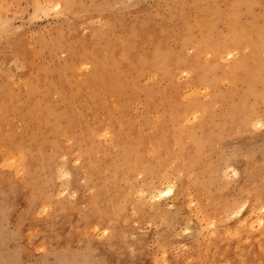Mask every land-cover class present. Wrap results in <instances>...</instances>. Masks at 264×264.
<instances>
[{
	"label": "rangeland",
	"instance_id": "obj_1",
	"mask_svg": "<svg viewBox=\"0 0 264 264\" xmlns=\"http://www.w3.org/2000/svg\"><path fill=\"white\" fill-rule=\"evenodd\" d=\"M262 13L264 0H0V264H264Z\"/></svg>",
	"mask_w": 264,
	"mask_h": 264
},
{
	"label": "bare ground",
	"instance_id": "obj_2",
	"mask_svg": "<svg viewBox=\"0 0 264 264\" xmlns=\"http://www.w3.org/2000/svg\"><path fill=\"white\" fill-rule=\"evenodd\" d=\"M188 1H190V0H188ZM210 1H211V0H210ZM246 1H247V0H246ZM198 2H199V1H198ZM202 2H203V0H202ZM225 3H227V2H225ZM208 4H209V3H208ZM195 5H196V4H195ZM195 5H194V6H195ZM212 5H213V4H212ZM216 5H217V3H216ZM189 6H190V5H189ZM192 6H193V3L191 4V7H192ZM194 6H193V7H194ZM196 6H197V5H196ZM203 6H206V5H203ZM214 6H215V5H214ZM225 6H226V5H225ZM222 7H224V6H222ZM222 7H221V8H222ZM230 7H232V6H230ZM205 8H207V7H205ZM239 8H240V5H239ZM241 8H243V7H241ZM199 9H200V7H199ZM222 9H223V8H222ZM201 10H202V9H201ZM231 10H232V9H231ZM237 10H238V9H237ZM237 10H236V11H237ZM205 11H206V10H205ZM226 11H227V10H225V12H226ZM232 11H233V10H232ZM234 11H235V10H234ZM242 11H243V9H242ZM262 11H263V10H262ZM190 12H192V10H191ZM200 12H201V11H200ZM213 12H214V11H213ZM214 13H215V12H214ZM191 14H193V13H191ZM198 14H199V13H198ZM263 14H264V13H262V15H263ZM194 15H195V13H194ZM201 15H202V14H201ZM212 15H213V14H212ZM212 15H211V16H212ZM171 16H172V15H171ZM191 16H192V15H191ZM205 16H206V15H205ZM216 16H217V15H216ZM226 16H227V15H226ZM197 17H198V15H197ZM212 17H213V16H212ZM212 17H211V18H212ZM235 17H236V16H235ZM244 17H245V16H244ZM247 17H248V16H247ZM151 18H152V17H151ZM206 18H207V17H206ZM209 18H210V17H209ZM214 18H215V17H214ZM237 18H239V17H237ZM245 18H246V17H245ZM245 18H243V19H245ZM253 18H254V17H253ZM263 18H264V17H263ZM187 19H188V18H187ZM193 19H194V18H193ZM201 19H202V18H201ZM219 19H220V17H219ZM229 19H230V18H229ZM260 19H261V18H260ZM153 20H154V18H153ZM188 20H189V19H188ZM196 20H198V19H196ZM206 20H208V19H206ZM226 20H227V19H226ZM226 20H225V21H226ZM159 21H161V20H159ZM159 21H158V22H159ZM199 21H200V20H199ZM217 21H218V20H217ZM220 21H221V20H220ZM250 21H251V20H250ZM259 21H260V20H259ZM155 22H156V24H158L157 21H155ZM181 22H182V21H181ZM212 22H214V21H211V23H212ZM227 22H228V20H227ZM227 22H226V24H227ZM251 22H254V21H251ZM153 23H154V21H153ZM192 23H193V22H192ZM215 23H216V22H215ZM261 23H262V22H261ZM148 24H149V23H148ZM154 24H155V23H154ZM207 24H208V23H207ZM209 24H210V23H209ZM212 24H213V23H212ZM244 24H246V23H244ZM258 24H260V23L258 22ZM158 25H159V24H158ZM213 25H214V24H213ZM160 26H162V25H160ZM163 26H164V25H163ZM207 26H208V25H206V27H207ZM214 26H215V25H214ZM214 26H213V27H214ZM248 26H249V25H248ZM252 26H253V24H252ZM208 27H210V25H209ZM211 27H212V26H211ZM249 27H250V26H249ZM249 27H248V28H249ZM253 27H254V26H253ZM260 27H261V25H260ZM162 28H163V27H162ZM189 28H190V27H189ZM222 28H223V27H222ZM225 28H227V27H225ZM190 29H191V28H190ZM204 29H205V28H204ZM249 29H250V28H249ZM158 30H159V29H158ZM207 30H208V29H207ZM228 30H229V29H228ZM258 30H259V29H258ZM181 31H182V30H181ZM186 31H187V30H186ZM202 31H203V29H202ZM244 31H245V30H243V32H244ZM254 31H255V30H254ZM203 33H204V31L202 32V34H203ZM205 33H206V32H205ZM104 34H106V33H104ZM197 34H198V32H197ZM200 34H201V33H200ZM242 34H243V33H242ZM116 35H117V34H116ZM122 35H124V34H122ZM159 35H160V34H159ZM168 35H169V33H168ZM120 36H121V35H120ZM186 36H187V35H186ZM223 36H224V35H223ZM230 36H232V35H230ZM233 36H234V35H233ZM151 37H152V36H151ZM159 37H160V36H159ZM163 37L165 38V36H163ZM167 37H168V36H167ZM181 37H182V36H181ZM196 37H198V36L196 35ZM201 37H203V36H201ZM213 37H214V36H213ZM215 37H216V36H215ZM225 37H227V36H225ZM247 37H248V36H247ZM249 37H250V36H249ZM260 37H262V36H260ZM98 38H99V37H98ZM100 38H101V37H100ZM104 38H105V37H104ZM115 38H117V36H115ZM168 38H169V37H168ZM258 38H259V37H258ZM130 39H131V38H130ZM150 39H151V38H150ZM165 39H166V38H165ZM207 39H208V38H207ZM215 39H216V38H215ZM232 39H233V38H232ZM232 39H230V40H232ZM106 40H107V39H106ZM131 40H132V39H131ZM136 40H137V39H136ZM148 40H149V39H148ZM180 40H181V39H180ZM211 40H212V39H211ZM217 40H219V39H217ZM230 40H229V41H230ZM250 40H251V39H250ZM98 41H101V40H98ZM98 41H97V42H98ZM121 41H123V40H121ZM197 41H198V40H197ZM200 41H201V40H200ZM202 41H203V40H202ZM221 41H222V40H219L218 42H221ZM225 41H226V40H225ZM248 41H249V40H248ZM102 42H103V41H102ZM125 42H126V41H125ZM134 42H135V40H134ZM159 42H160V41H158V44H159ZM164 42H165V41H164ZM185 42H186V41H185ZM192 42H193V41H192ZM195 42H196V41H195ZM119 43H120V42H119ZM130 43H131V42H130ZM132 43H133V42H132ZM162 43H163V41H162ZM170 43H171V42H170ZM177 43H178V42H177ZM177 43H176V44H177ZM216 43H217V42H216ZM263 43H264V42H263ZM104 44H105V43H104ZM134 44H135V43H134ZM218 44H219V43H218ZM112 45H113V44H112ZM122 45H123V43H122ZM161 45H162V44H161ZM179 45L181 46V44H179ZM204 45H205V44H204ZM250 45H251V44H250ZM95 46H96V45H95ZM133 46H135V45H133ZM206 46H207V44H206ZM222 46H223V45H222ZM244 46H245V45H244ZM251 46H253V45H251ZM96 47H97V46H96ZM124 47H125V46H124ZM154 47H155V46H154ZM161 47L163 48L164 46H160V48H161ZM171 47H172V46H171ZM195 47H196V46H195ZM247 47H248V46H247ZM112 48H113V47H112ZM131 48H132V47H131ZM133 48H134V47H133ZM172 48H173V47H172ZM203 48H204V47H203ZM224 48H225V47H224ZM224 48H223V49H224ZM252 48H253V47H252ZM96 49H97V48H96ZM96 49H95V50H96ZM110 49H111V48H110ZM115 49H116V48H115ZM189 49H190V48H189ZM192 49H193V48H192ZM196 49H197V48H196ZM198 49H199V48H198ZM223 49H222V50H223ZM246 49H247V48H246ZM253 49H254V48H253ZM135 50H136V48H135ZM187 50H188V49H187ZM204 50L206 51V47H205ZM238 50H239V49H238ZM238 50H237V52H238ZM247 50H248V49H247ZM257 50H258V49H257ZM112 51H114V50H112ZM123 51H124V50H123ZM173 51H174V48H173ZM194 51H195V50H194ZM200 51H201V50H200ZM214 51L216 52V50H214ZM253 51H254V50H253ZM152 52H153V51H152ZM178 52H179V51H178ZM183 52H184V51H183ZM197 52H198V51H197ZM202 52H203V51H202ZM209 52H210V51H209ZM209 52H205V53L208 54ZM235 52H236V51H235ZM150 53H151V51H150ZM173 53H174V52H173ZM194 53H195V52H194ZM205 53H204V54H205ZM212 53H213V52H212ZM212 53H211V54H212ZM87 54H88V53H87ZM92 54H93V53H92ZM92 54L90 53V55H92ZM117 54H118V53H117ZM121 54H122V53H121ZM147 54H148V53H147ZM160 54H161V53H160ZM171 54H172V52H171ZM191 54H192V53H191ZM222 54H223V53H222ZM234 54H235V53H234ZM237 54L240 55V53H237ZM88 55H89V54H88ZM105 55H106V54H105ZM124 55H125V54H124ZM129 55H130V54H129ZM153 55H154V54H153ZM153 55H151L152 58H153ZM174 55H175V54H174ZM214 55H215V54H213V56H214ZM226 55H227V54H225V56H226ZM250 55H251V54H250ZM93 56H94V55H92V57H93ZM102 56H103V55H102ZM110 56H111V55H110ZM164 56H165V55H164ZM164 56H163V58H165ZM172 56H173V55H172ZM175 56H176V55H175ZM179 56L181 57L182 55H179ZM209 56H210V55H209ZM262 56H263V55H262ZM83 57H85V56H83ZM158 57H159V56H158ZM177 57H178V56H177ZM185 57H186V56H185ZM221 57H222V56H221ZM250 57H251V56H250ZM250 57H249V58H250ZM86 58L88 59L87 56H86ZM106 58H107V57H106ZM108 58H109V57H108ZM143 58H145V57H143ZM172 58H173V57H172ZM204 58H205V56H204ZM206 58H209V57H206ZM210 58H211V57H210ZM233 58H234V57H233ZM241 58H242V57H241ZM92 59H93V58H92ZM94 59H95V58H94ZM109 59H110V58H109ZM159 59H160V58H159ZM221 59H222V58H221ZM235 59H236V58H235ZM263 59H264V58H263ZM83 60H85V59L83 58ZM110 60H111V59H110ZM124 60H125V59H124ZM138 60H139V59H138ZM148 60H149V59H148ZM161 60H162V58H161ZM206 60H207V59H206ZM120 61H121V59H120ZM131 61H132V59H131ZM136 61H137V60H136ZM145 61H146V59H145ZM225 61H228V60L225 59L224 62H225ZM233 61H234V60L232 59V62H233ZM251 61H252V60H251ZM263 61H264V60H263ZM95 62H97V60H95ZM109 62H111V61H109ZM115 62H117V61H115ZM132 62H133V61H132ZM138 62H139V64H140V61H138ZM138 62H137V63H138ZM154 62H155V61H153V63H154ZM157 62H158V60H157ZM162 62H163V61H162ZM173 62H175V60H174ZM173 62H172V63H173ZM177 62H178V60H177ZM177 62H176V63H177ZM187 62H188V60H187ZM190 62H191V61H190ZM205 62H206V61H205ZM205 62H204V63H205ZM228 62H229V61H228ZM228 62H227V63H228ZM236 62H237V61H236ZM238 62H239V60H238ZM254 62H255V61H254ZM135 63H136V62H135ZM135 63H134V64H135ZM146 63H147V62H146ZM153 63L151 64L152 66H154ZM155 63H156V62H155ZM168 63H169V62H168ZM252 63H253V62H252ZM255 63H256V62H255ZM92 64H94V63H92ZM109 64H110V63H109ZM115 64H116V63H115ZM121 64H123V63L121 62ZM121 64H120V66H121ZM148 64H149V63H148ZM169 64H170V63H169ZM174 64H175V63H174ZM181 64H182V62H181ZM181 64L179 63V66H181ZM189 64H190V63H189ZM71 65H72V64H71ZM111 65H112V63H111ZM125 65H126V63H125ZM141 65H142V64H141ZM145 65H146V64H145ZM171 65H172V64H171ZM171 65H170V66H171ZM201 65H202V64H201ZM126 66H127V65H126ZM143 66H144V64H143ZM147 66H148V65H147ZM179 66H178V68H179ZM183 66H184V65H183ZM230 66H231V65H230ZM232 66H233V65H232ZM237 66H238V63H237ZM72 67H73V66H72ZM91 67H92V66H91ZM99 67H101V66L99 65ZM137 67H138V66H137ZM145 67H146V66H145ZM155 67H156V66H155ZM159 67H160V66H159ZM171 67H172V66H171ZM174 67H175V66H174ZM184 67H185V66H184ZM191 67H192V65H191ZM78 68H79V67H78ZM138 68H139V67H138ZM140 68H141V67H140ZM168 68H169V67H168ZM188 68H190V67H188ZM188 68H187V69H188ZM201 68H202V67H201ZM232 68H233V67H232ZM72 69H74V68H72ZM93 69H94V68H93ZM104 69H105V68H104ZM106 69H107V68H106ZM106 69H105V72H108V71H106ZM113 69H114V68H113ZM117 69H118V68H116L115 70H117ZM120 69H121V67H120ZM158 69H159V68H158ZM158 69H157V70H158ZM171 69H172V68H171ZM226 69H227V67H226ZM226 69H225V70H226ZM234 69H235V67H234ZM78 70H79V69H78ZM99 70H100V69H99ZM101 70H102V69H101ZM101 70H100V71H101ZM108 70H110V69H108ZM115 70H114V72H115ZM123 70H124V69H123ZM152 70H153V68H152ZM160 70H161V69H160ZM189 70H191V69H189ZM154 71H155V70H154ZM191 71H193V70H191ZM255 71H256V70H255ZM257 71H258V70H257ZM79 72H80V71H79ZM79 72H78V74H79ZM97 72H98V71H97ZM101 72H102V71H101ZM110 72H111L112 74H114L111 70H110ZM136 72H137V71H136ZM136 72H135V73H136ZM148 72H149V71H148ZM194 72H195V71H194ZM196 72H197V71H196ZM203 72H204V71H203ZM258 72H259V71H258ZM62 73H63V72H62ZM80 73H81V72H80ZM98 73H99V72H98ZM108 73H109V72H108ZM108 73H106V75H107ZM115 73H116V72H115ZM187 73L190 74L189 72H187ZM216 73H218V72L216 71ZM216 73H215V74H216ZM253 73H254V72H253ZM103 74H104V73H103ZM112 74H111V75H112ZM142 74H143V73H142ZM166 74H167V73H166ZM198 74H199V73H198ZM198 74H196L197 77H198ZM256 74H257V73H256ZM60 75H61V74H60ZM71 75H72V74H71ZM91 75H92V74L90 73V77L93 78L94 75H92V76H91ZM99 75H101V74L99 73ZM109 75H110V74H109ZM111 75H110V76H111ZM137 75H139V74H137ZM144 75H145V74H144ZM144 75H143V76H144ZM159 75H160V73H159ZM184 75H185V73H184ZM199 75H200V74H199ZM216 75H217V74H216ZM87 76H88V75H87ZM104 76H105V75H104ZM107 76H108V75H107ZM110 76H109V77H110ZM112 76H113V75H112ZM112 76H111V77H112ZM119 76H120V75H119ZM140 76L142 77L141 74H140ZM140 76H138V78H139ZM187 76H188V75H187ZM194 76H195V73H194ZM64 77H65V76H64ZM111 77H110V78H111ZM189 77H190V76H189ZM204 77H205V76H204ZM210 77H211V76H210ZM210 77H209V78H210ZM221 77H222V73H221ZM114 78H119V79H120V78H123V77H122V75H121L120 77L115 76V77H113V79H114ZM142 78H143V77H142ZM185 78H186V77H185ZM237 78H238V77H237ZM237 78H236V79H237ZM81 79H83V78H81ZM86 79H88V78H86ZM95 79H96V78H94L93 81H94ZM113 79H112V80H113ZM124 79L126 80V77H125ZM124 79H123V80H124ZM178 79H179V78H178ZM221 79H222V78H221ZM241 79H242V78H241ZM248 79H250V77H249ZM248 79H247V80H248ZM47 80H48V79H47ZM88 80H89V79H88ZM88 80H87V82H88ZM101 80H102V79H101ZM103 80H104V79H103ZM107 80H109V79H107ZM107 80H106V81H107ZM112 80H111V81L109 80V81H110V82H113V81L116 80V79H114L113 81H112ZM120 80H121V79H120ZM125 80H124V81H125ZM198 80L200 81V79H198ZM216 80H217V78H216ZM222 80H223V79H222ZM70 81H71V80H70ZM70 81H69V82H70ZM91 81H92V79L89 80V83H91ZM96 81H97V80H96ZM109 81H108V82H109ZM132 81H133V79H132ZM226 81L229 82L228 80H226ZM245 81H246V80H245ZM250 81H251V80H250ZM64 82H65V81H64ZM83 82H84V80H83ZM85 82H86V81H85ZM85 82H84V85H85ZM101 82H102V81H101ZM117 82L119 83L120 81H117ZM134 82H136V80H135ZM134 82H133V83H134ZM171 82H172V81H171ZM179 82H181V81H179ZM253 82H254V81H253ZM253 82H252V84H253ZM255 82H256V81H255ZM35 83H36V82H35ZM50 83H51V82H50ZM76 83H77V81H76ZM76 83H75V84H76ZM79 83H80V81H79ZM93 83H94V82H93ZM133 83H132V84H133ZM198 83H199V82H198ZM211 83H212V82H211ZM215 83H216V81H215ZM56 84H58V83H56ZM101 84H102V83H101ZM218 84H219V83H218ZM50 85H51V84H50ZM111 85H112V84H111ZM113 85H114V84H113ZM113 85H112V86H113ZM121 85H124V84H121ZM141 85H143V84H141ZM168 85H169V83H168ZM199 85H200V83H199ZM230 85H231V84H230ZM241 85H243V84H241ZM250 85H251V84H250ZM253 85H254V84H253ZM39 86H40V85H39ZM65 86H66V85H65ZM75 86H76V85H75ZM80 86H82V85H80ZM87 86H88V84H87ZM201 86H202V85H201ZM213 86H214V85H213ZM216 86H217V85H216ZM245 86H246V85L244 84V87H245ZM247 86H248V85H247ZM254 86H255V85H254ZM40 87H41V86H40ZM44 87H46V86H44ZM69 87H70V86H69ZM91 87H92V86H91ZM101 87H103V86H101ZM101 87H100V88H101ZM217 87H218V86H217ZM241 87H242V86H241ZM0 88H2V87H0ZM7 88H8V87H6V89H7ZM11 88H12V87H11ZM35 88H36V86H35ZM92 88H93V87H92ZM112 88H113V87H112ZM118 88H119V87H117V89H118ZM207 88H209V87H207ZM229 88H230V87H229ZM231 88H233V87L231 86ZM242 88H243V87H242ZM257 88H258V87H257ZM27 89H28V88H27ZM67 89H68V88H67ZM69 89H70V88H69ZM93 89L96 90L95 87H94ZM102 89H104V88H102ZM196 89H197V88H196ZM200 89H201V88H200ZM209 89H210V88H209ZM8 90H9V89H8ZM65 90H66V89H65ZM65 90L63 89V91H65ZM107 90H108V89H107ZM115 90H116V88H115ZM115 90H114V91H115ZM201 90H202V89H201ZM232 90H234V89H232ZM236 90H238V89L236 88ZM58 91H60V90L58 89ZM58 91H57V92H58ZM79 91H80V90H79ZM99 91H100V90H99ZM177 91H178V90H177ZM179 91H180V90H179ZM191 91H192V90H191ZM213 91H214V90H213ZM215 91H216V90H215ZM239 91H240V89H239ZM258 91H259V90H258ZM6 92H7V91H6ZM54 92H56V91H54ZM54 92H53V93H54ZM66 92L68 93V91H66ZM66 92H65V93H66ZM100 92H101V91H100ZM110 92H111V91H110ZM116 92H117V90H116ZM203 92H204V91H203ZM203 92H202V93H203ZM219 92H220V91H218V93H216V94H219ZM261 92H264V90L262 89ZM261 92H260V93H261ZM58 93H60V92H58ZM58 93H56V94H58ZM75 93H76V92H75ZM79 93H80V92H79ZM79 93H78V95H81L83 92L80 93V94H79ZM95 93L97 94V92H95ZM189 93H190V91H189ZM198 93H199V91H198ZM207 93L209 94L210 92H207ZM220 93H221V92H220ZM224 93H226V91H225ZM232 93H233V92H231V94H232ZM235 93H236V91L234 92V94H235ZM54 94H55V93H54ZM90 94H91V91H90ZM109 94H110V93H109ZM115 94H116V93H115ZM172 94H173V93H172ZM172 94H171V95H172ZM184 94H185V93H184ZM193 94H194V93H193ZM200 94H201V92H200ZM205 94H206V93H205ZM205 94H204V95H205ZM214 94H215V93H214ZM216 94H215V96H216ZM222 94H223V93H222ZM228 94H229V93H228ZM236 94H237V93H236ZM243 94H244V91H243ZM243 94H242V95H243ZM6 95H7V94H6ZM52 95H53V94H52ZM67 95H69V94H67ZM75 95H76V94H75ZM75 95H74V96H75ZM88 95H89V94H88ZM116 95H118V94H116ZM220 95H221V94H220ZM242 95H241V97H242ZM245 95H246V94H245ZM247 95H248V94H247ZM254 95H255V94H254ZM254 95H253V96H254ZM3 96H5V95H3ZM76 96H77V95H76ZM76 96H75V97H76ZM90 96H91V95H90ZM94 96H96V95H94ZM112 96H114V95H112ZM124 96H125V94H124ZM181 96H182V95H181ZM181 96H180V97H181ZM188 96H189V94H188ZM191 96H192V95H191ZM194 96H196V94H195ZM208 96H209V95H208ZM221 96H222V95H221ZM223 96H225V95H223ZM230 96L232 97L233 94L230 95ZM235 96H236V95H235ZM7 97H8V95H7ZM37 97H38V96H37ZM58 97H59V96H58ZM71 97H72V96H71ZM75 97H73V98L75 99ZM80 97H81V96H80ZM80 97H78V98H80ZM87 97H88V96H87ZM91 97H92V96H91ZM91 97H90V98H91ZM186 97H187V96H186ZM197 97L200 98L199 95H197ZM228 97H229V96H228ZM247 97H248V96H247ZM8 98H9V97H8ZM8 98H6V99H8ZM12 98H14V96H12ZM76 98H77V97H76ZM83 98H84V96H83ZM83 98H82V100H83ZM97 98H98V97H97ZM118 98H119V97H118ZM222 98H223V97H222ZM243 98H244V97H243ZM243 98H241V99H243ZM249 98H251V97L249 96ZM0 99H1V98H0ZM186 99H187V98H186ZM188 99H191V98H188ZM194 99H195V98H194ZM206 99H209V98L207 97ZM210 99H212V98H210ZM226 99H227V97H226ZM226 99H225V100H226ZM78 100H79V99H78ZM93 100H94V99H93ZM167 100H168V99H167ZM167 100H165V101H167ZM200 100H201V98H200ZM222 100H223V99H222ZM225 100H224V101H225ZM239 100H240V99H239ZM13 101H14V100H13ZM165 101H164V102H165ZM182 101H184V100H182ZM194 101H195V100H194ZM219 101H220V100H219ZM241 101H242V100H241ZM243 101H244V99H243ZM256 101H257V100H256ZM14 102H15V101H14ZM45 102H46V101H45ZM72 102H73V101H72ZM79 102H81V99H80ZM177 102H178V101H176L175 103H177ZM185 102H186V101H185ZM188 102H189V101H188ZM208 102H209V101H208ZM226 102H227V101H226ZM246 102H247V100H246ZM6 103H7V102H6ZM69 103H70V102H69ZM76 103H77V105H78V102H76ZM167 103H168V102H167ZM167 103H166V104H167ZM216 103H217V101H216ZM223 103H225V102H223ZM233 103H234V102H233ZM233 103H232V104H233ZM239 103H240V101H239ZM257 103H258V102H257ZM14 104H15V103H14ZM33 104H34V103H33ZM33 104H32V105H33ZM38 104H39V103H38ZM71 104H72V103H71ZM95 104H96V103H95ZM95 104H94V105H95ZM163 104H164V103H163ZM196 104H197V103H196ZM200 104H201V106H202V103H199V105H200ZM242 104H243V103H242ZM252 104H253V103H251L250 105H252ZM4 105H5V104H4ZM4 105H3L2 108H4ZM11 105H12V104H11ZM34 105H35V104H34ZM72 105H73V104H72ZM75 105H76V104H75ZM84 105H85V104H84ZM94 105H93V106H94ZM181 105H182V104H181ZM186 105H187V104H186ZM186 105H184V106L186 107ZM245 105H246V104H245ZM245 105H243V106H245ZM259 105H260V103H259ZM5 106H6V105H5ZM21 106H24V105H21ZM21 106H20V108H21ZM38 106H39V105H38ZM38 106H36V107H38ZM66 106H67V105H66ZM79 106H80V105H79ZM179 106H180V105H179ZM190 106H191V105H190ZM217 106H218V104H217ZM223 106H224V105H223ZM238 106H239V105H238ZM238 106H237V107H238ZM257 106H258V104L255 105V107H257ZM13 107H14V106H13ZM13 107H12V108H13ZM29 107H30V106H29ZM39 107H40V106H39ZM39 107H38V108H39ZM53 107H54V106H53ZM53 107H52V108H53ZM73 107H74V106H73ZM77 107H78V106H77ZM94 107H95V106H94ZM195 107H196V106H195ZM197 107H198V106H197ZM209 107H210V106H209ZM248 107H249V106H248ZM253 107H254V106H252V109H253ZM6 108H7V107H6ZM18 108H19V107H18ZM22 108H23V107H22ZM24 108H25V106H24ZM27 108H28V107H27ZM41 108H43V107H41ZM74 108H75V107H74ZM191 108H192V106H191ZM222 108H223V107H222ZM257 108H258V107H257ZM50 109H51V108H50ZM53 109H54V108H53ZM77 109H79V108H77ZM176 109H177V108H176ZM193 109H194V108H193ZM212 109H213V108H212ZM233 109H235V108L233 107ZM15 110H16V109H15ZM15 110H13V111H15ZM24 110H25V109H24ZM38 110H39V109H38ZM43 110H44V109H43ZM48 110H49V109H48ZM58 110H59V109H58ZM58 110H57V112H58ZM69 110H71V108H70ZM81 110H82V109H81ZM105 110H106V109H105ZM186 110H187V108H186ZM189 110H191V109H189ZM210 110H211V109H210ZM242 110H243V108H242ZM6 111H7V109H6ZM25 111H26V110H25ZM29 111H30V110H29ZM103 111H104V110H103ZM111 111H112V110H111ZM187 111H188V110H187ZM207 111H208V110H207ZM219 111H220V110H219ZM254 111H256V110L253 109V112H254ZM257 111H258V110H257ZM23 112H24V111H23ZM42 112H43V111H42ZM75 112L77 113V110H76ZM79 112H80V111H79ZM195 112H196V111H195ZM210 112H211V111H210ZM220 112H221V111H220ZM244 112H245V111H244ZM251 112H252V111H251ZM253 112H252V114H253ZM15 113H16V112H15ZM27 113H28V112H27ZM36 113H37V112H36ZM40 113H41V112H40ZM48 113L50 114V112H48ZM61 113H62V112H61ZM61 113H60V114H61ZM76 113H75V114H76ZM119 113H120V112H119ZM203 113H204V112H203ZM206 113H207V112H206ZM216 113H217V112H216ZM240 113H241V112H240ZM0 114H1V113H0ZM6 114L8 115V113H6ZM34 114H35V113H34ZM52 114H53V113H52ZM52 114H50V117L52 116ZM55 114H56V112L54 113V115H55ZM68 114H69V113H68ZM172 114H174V113H172ZM175 114H176V113H175ZM186 114L189 115L187 112H186ZM192 114H193V113H192ZM218 114H219V113H218ZM9 115H10V114H9ZM9 115H8V116H9ZM29 115H30V114H29ZM32 115H33V113H32ZM57 115L59 116L58 113H57ZM62 115H63V114H62ZM194 115H195V114H194ZM231 115H232V114H231ZM238 115H239V114H238ZM240 115H242V113H241ZM240 115H239V116H240ZM254 115H255V112H254ZM11 116H12V115H11ZM15 116H16V115H15ZM15 116H14V117H15ZM37 116H38V115H37ZM76 116H77V115H76ZM109 116H110V115H109ZM172 116H173V115H172ZM176 116L178 117L179 115H176ZM208 116H209V115H208ZM239 116H238V117H239ZM243 116H244V115H243ZM256 116H257V114H256ZM19 117H20V115H19ZM41 117H42V116H41ZM97 117H98V116H97ZM180 117H182V116L180 115ZM180 117H178V118H180ZM212 117H213V116H212ZM221 117H222V116H221ZM245 117H246V116H245ZM245 117H244V118H245ZM250 117H251V116H250ZM17 118H18V117H17ZM43 118H44V117H42V119H43ZM56 118H57V117H56ZM59 118H61V117H59ZM59 118H58V119H59ZM84 118H85V117H84ZM111 118H113V116H112ZM182 118H183V117H182ZM222 118H223V117H222ZM2 119H3V118H2ZM39 119H40V118H39ZM46 119H47V117H46ZM49 119H50V118H49ZM97 119H98V118H97ZM191 119H193V118H191ZM227 119H228V118H227ZM232 119H233V118H232ZM252 119H253V117H252ZM263 119H264V118H263ZM44 120H45V119H44ZM59 120H61V119H59ZM59 120H58V122H59ZM106 120H107V119H106ZM179 120H180V119H179ZM203 120H205V119H203ZM238 120H239V119H238ZM240 120H241V118H240ZM244 120H245V119H244ZM244 120H242V121H244ZM5 121H6V119H5ZM5 121H4V122H5ZM13 121H14V120H13ZM74 121L77 122V120H74ZM79 121H80V120H79ZM246 121H247V120H246ZM246 121H245V122H246ZM250 121H251V120L249 119V123H250ZM259 121H260V120H259ZM2 122H3V121H2ZM33 122H34V121H33ZM33 122H32V123H33ZM37 122H38V121H37ZM43 122L46 123V120L43 121ZM62 122H63V120H62ZM76 122H75V126H78ZM102 122H104L103 119H102ZM203 122H204V121H203ZM205 122H207V119H206ZM223 122H225V121H223ZM64 123H65V122H64ZM70 123H71V122H70ZM72 123H73V120H72ZM78 123H79V122H78ZM199 123H200V122H199ZM219 123H220V122H219ZM219 123H218V124H219ZM249 123H248V124H249ZM0 124H1V123H0ZM48 124H50L49 121H48ZM79 124H80V123H79ZM158 124H159V123H158ZM200 124H201V123H200ZM239 124H240V123H239ZM6 125H7V124H6ZM37 125H38V124H37ZM37 125H36V126H37ZM64 125H65V124H64ZM98 125H99V124H98ZM179 125H180V124H179ZM181 125H182V124H181ZM187 125H188V124H187ZM197 125H198V124H197ZM202 125H203V124H202ZM9 126H10V125H9ZM9 126H8V127H9ZM33 126H34V125H33ZM36 126H35V127H36ZM38 126H39V125H38ZM43 126H44V125H43ZM71 126H72V125H71ZM162 126L164 127V125H162ZM183 126H184V125H183ZM192 126H193V125H192ZM243 126H244V125H243ZM251 126H252V124H251ZM40 127H41V126H40ZM57 127H58V126L56 125V127H54V128H55L54 130H56ZM79 127H80V126H79ZM81 127H82V125H81ZM91 127H92V126H91ZM111 127H112V126H111ZM186 127H187V126H186ZM186 127H185V128H186ZM188 127H189V126H188ZM240 127H241V126H240ZM240 127H239V128H240ZM248 127H249V126H248ZM4 128H5V127H4ZM9 128H10V127H9ZM62 128H64V127H62ZM89 128H90V127H89ZM89 128H88V130H89ZM178 128H179V127H178ZM178 128H176V129H178ZM239 128H238V129H239ZM33 129H34V128H33ZM45 129H48V128H45ZM65 129H67V128H65ZM94 129H95V128H94ZM100 129H101V128H100ZM113 129H114V127H113ZM113 129H112V130H113ZM167 129H168V128H167ZM179 129H183V128H179ZM179 129H178V130H179ZM213 129H214V128H213ZM245 129H246V128H245ZM245 129H244V130H245ZM7 130H8V129H7ZM35 130H36V128H35ZM57 130H59V128H58ZM61 130H63V129H61ZM194 130H195V129H194ZM215 130H216V129H215ZM223 130H224V129H223ZM67 131H68V130H67ZM119 131H120V130H119ZM162 131H163V132H161V133H164V130H162ZM176 131H177V130H176ZM183 131L185 132L184 129H183ZM195 131H196V130H195ZM219 131H220V128H219ZM221 131H222V130H221ZM224 131H225V130H224ZM224 131H222V132H224ZM9 132H10V131H9ZM34 132H35V131H34ZM36 132H38V130H37ZM36 132H35V133H36ZM42 132H44V131H41V133H42ZM53 132H54V131H53ZM92 132H93V129H92ZM95 132L98 133L99 131L97 132V130H96ZM177 132H178V131H177ZM179 132H180V130H179ZM190 132H191V131H190ZM28 133H29V132H28ZM55 133H56V132H55ZM70 133H71V132H70ZM86 133H87V132H86ZM111 133H112V132H111ZM120 133H121V132H120ZM120 133H119V134H120ZM166 133H167V131H166ZM166 133H164V134H166ZM168 133H169V132H168ZM168 133H167V134H168ZM195 133H196V132H195ZM201 133H202V132H201ZM25 134H26V133H25ZM39 134H40V133H39ZM57 134H58V133H57ZM71 134H72V133H71ZM74 134H75V133H74ZM87 134H88V133H87ZM105 134H106V133H105ZM127 134H129V133H127ZM180 134H181V133H180ZM182 134H183V133H182ZM186 134H187V133H186ZM192 134H193V133H192ZM192 134H191V135H192ZM50 135H51V134H50ZM53 135H54V134H53ZM81 135H83V134H81ZM81 135H80V136H81ZM93 135H94V134H93ZM194 135H195V134H194ZM196 135H197V134H196ZM6 136H7V135H6ZM8 136H9V135H8ZM26 136H28V135H26ZM54 136H56V135H54ZM63 136H64V135H63ZM63 136H62V137H63ZM71 136H72V135H71ZM116 136H117V135H116ZM116 136H115V137H116ZM165 136H168V135H165ZM165 136H164V137H165ZM171 136H172V134H171ZM213 136H214V135H213ZM215 136H216V135H215ZM44 137H45V136H44ZM78 137H79V136H78ZM92 137H93V136H92ZM94 137H95V135H94ZM124 137H125V136H124ZM148 137H150V136H148ZM192 137H193V136H192ZM195 137H196V136H195ZM203 137H204V136H203ZM203 137H202V138H203ZM4 138H5V137H4ZM23 138H26V137H23ZM27 138H28V137H27ZM27 138H26V139H27ZM38 138H39V137H38ZM52 138H53V136H52ZM52 138H51V139H52ZM57 138H58V136H57ZM57 138H55V139H57ZM69 138H70V137H69ZM72 138H73V137H72ZM99 138H100V137H99ZM166 138H167V137H166ZM196 138H197V137H196ZM0 139H2V137H1ZM17 139H18V138H17ZM45 139H47V137H46ZM53 139H54V138H53ZM83 139H84L83 141L86 142V141H85L86 136H85V138H83ZM180 139H181V138H180ZM183 139H184V137H183ZM200 139H201V137H200ZM23 140H24V139H23ZM38 140H39V139H38ZM48 140H49V139H48ZM58 140H59V139H58ZM58 140H57V142H58ZM75 140H76V139H75ZM80 140H81V139H80ZM90 140H91V139H90ZM98 140H99V139H98ZM181 140H182V139H181ZM1 141H2V140H1ZM3 141H4V140H3ZM13 141H14V140H13ZM64 141H67V140L64 139ZM119 141H121V139H120ZM125 141H127V140H125ZM207 141H208V140H207ZM4 142H5V141H4ZM23 142H24V141H23ZM30 142H31V141H30ZM35 142H36V141H35ZM45 142H46V141H45ZM45 142H44V144H45ZM48 142H49V141H48ZM57 142H56V143H57ZM117 142H118V141H117ZM122 142H123V141H122ZM128 142H130V141H128ZM200 142H201V141H200ZM9 143H10V142H9ZM19 143H20V142H19ZM42 143H43V142H42ZM90 143H91V142H90ZM96 143H98V142H96ZM102 143H103V142H102ZM104 143H105V142H104ZM113 143H114V142H113ZM120 143H121V142H120ZM126 143H127V142H126ZM130 143H131V142H130ZM139 143H140V142H139ZM201 143H202V142H201ZM0 144H1V143H0ZM5 144H6V143H5ZM14 144H15V143H14ZM22 144H23V143H22ZM51 144H52V143H51ZM59 144H61V143H59ZM82 144H83V143H82ZM118 144H119V143H118ZM124 144H125V143H124ZM124 144L122 143V145H124ZM128 144H129V143H128ZM140 144H141V143H140ZM152 144H153V142H152ZM204 144H205V143H203V148H204ZM11 145H12V142H11ZM20 145H21V144H20ZM29 145H30V143H29ZM34 145H35V144H34ZM39 145H40V144H39ZM42 145H43V144H42ZM53 145H54V144H53ZM57 145H58V144H57ZM57 145H56V146H57ZM79 145H80V144H79ZM114 145L116 146V144H114ZM119 145H120V144H119ZM125 145H126V144H125ZM9 146H10V145H9ZM24 146H25V145H24ZM24 146H23V147H24ZM32 146H33V145H32ZM48 146H50V145H48ZM76 146H77V145H76ZM76 146H75V147H76ZM84 146H85V145H84ZM88 146H90V144H89ZM103 146H104V145H103ZM155 146H156V145H155ZM23 147H22V148H23ZM77 147H78V146H77ZM77 147H76V148H77ZM120 147H121V146H120ZM123 147H124V146H123ZM123 147H121L122 150H123ZM129 147H130V146H129ZM129 147H127V148H129ZM140 147H141V145H140ZM140 147H139V148H140ZM142 147H143V146H142ZM156 147H159V146H156ZM175 147H176V146H175ZM18 148H19V147H18ZM20 148H21V147H20ZM25 148H26V147H25ZM55 148H56V147H55ZM76 148H75V149H76ZM83 148H84V147H83ZM83 148H81V149H83ZM89 148H90V147H89ZM201 148H202V146H201ZM8 149H9V148H8ZM11 149H12V147H11ZM49 149H50V148H49ZM59 149H61V148H59ZM90 149H91V148H90ZM94 149H99V148L96 147V148H94ZM140 149H141V148H140ZM149 149H151V148H149ZM156 149H158V148H156ZM24 150H25V149H24ZM42 150H43V149H42ZM54 150H55V149H54ZM79 150H80V149H79ZM79 150H78V151H79ZM87 150H88V149H87ZM87 150H86V152H87ZM132 150H133V149H132ZM28 151H29V148H28ZM32 151H33V148H32ZM40 151H41V150H40ZM44 151H45V150H44ZM113 151H114V150H113ZM117 151H118V150H117ZM119 151H120V150H119ZM153 151H154V150H153ZM56 152L58 153L57 149H56ZM101 152H102V151H101ZM104 152H105V151H104ZM109 152H110V151H109ZM126 152H128V151H126ZM132 152H133V151H132ZM138 152H140V151H138ZM27 153H28V152H27ZM33 153H35V152H33ZM42 153H43V151H42ZM42 153H41V154H42ZM71 153H72V151H71ZM87 153H88V152H87ZM93 153H95V152H93ZM118 153H119V152H118ZM134 153H135V151H134ZM210 153H211V152H210ZM38 154H39V153H38ZM45 154H46V153H43L44 157H45ZM61 154H62V153H61ZM108 154H109V153H108ZM119 154H120V153H119ZM141 154H142V153H141ZM144 154H145V153H144ZM158 154H160V153H158ZM33 155H34V154H33ZM33 155H32V156H33ZM63 155H64V154H63ZM86 155H87V154H86ZM113 155L116 156V154H113ZM121 155H122V154H121ZM126 155H127V153H126ZM129 155H132V154L130 153ZM142 155H143V154H142ZM146 155H147V154H146ZM186 155H187V154H186ZM186 155H185V156H186ZM39 156H40V154H39ZM41 156H42V155H41ZM41 156H40V157H41ZM58 156H59V155H58ZM95 156H96V155H95ZM118 156H119V155H118ZM118 156H117V157H118ZM134 156H135V155H134ZM134 156H133V157H134ZM136 156H138V155H136ZM136 156H135V157H136ZM156 156H157V155H156ZM160 156H161V155H160ZM1 157H2V156H1ZM12 157H13V156H12ZM54 157H55V156H54ZM54 157H53V158H54ZM85 157H87V156H85ZM126 157H128V156H126ZM126 157H123V161H124V158L126 159ZM147 157H148V156H147ZM33 158H34V157H33ZM42 158H43V157H41V159H42ZM50 158H52V156H51ZM50 158H49V159H50ZM53 158H52V159H53ZM58 158H59V157H58ZM95 158H96V157H95ZM97 158H98V157H97ZM109 158H110V157H109ZM138 158H139V157H138ZM138 158H136V159H138ZM170 158H171V157H170ZM177 158H178V157H177ZM6 159H7V158H6ZM29 159H30V158H29ZM37 159H39V158H37ZM43 159H44V158H43ZM49 159H48V162H50ZM69 159H70V158H69ZM144 159H145V158H144ZM164 159H165V158H164ZM195 159H196V158H195ZM195 159H194V160H195ZM4 160H5V159H4ZM45 160H46V159H45ZM50 160H51V159H50ZM55 160H56V159H55ZM55 160H54V161H55ZM93 160H94V159H93ZM118 160H119V159H118ZM129 160H130V159H129ZM129 160H128V161H129ZM145 160H147V159H145ZM151 160H152V159H151ZM2 161H3V160H2ZM2 161H1L0 164H4V163H2ZM34 161H35V160H34ZM40 161H41V160H40ZM119 161H121V160H119ZM130 161H131V160H130ZM139 161H140V159H139ZM165 161H166V160H165ZM197 161H198V160H197ZM3 162H4V161H3ZM42 162L44 163L45 161H42ZM48 162H47V163H48ZM87 162H88V161H87ZM91 162H92V160H91ZM98 162H99V161H98ZM133 162H134V161H133ZM135 162H136V161H135ZM145 162H146V161H145ZM160 162H161V161H160ZM160 162H159V163H160ZM173 162H174V161H173ZM188 162H189V161H187V164H188ZM23 163H24V162H23ZM29 163H30V162H29ZM85 163H86V162H85ZM85 163H84V164H85ZM117 163H118V162H117ZM121 163H122V162H121ZM123 163H124V162H123ZM123 163H122V164H123ZM140 163H141V162H140ZM146 163H147V162H146ZM146 163H145V164H146ZM25 164L27 165V163H25ZM41 164H42V163H41ZM125 164H126V163H125ZM127 164H128V163H127ZM127 164H126V165H127ZM138 164H139V163H138ZM141 164H142V163H141ZM160 164H161V163H160ZM42 165H43V164H42ZM112 165H113V164H112ZM135 165H136V164H135ZM148 165H151V163L148 164ZM155 165H156V164H155ZM189 165H191V163H190ZM24 166H25V165H24ZM81 166H82V165H81ZM110 166H111V165H110ZM114 166H115V165H114ZM116 166H118V164H117ZM123 166H124V165H123ZM123 166H122V167H123ZM128 166H130V165H128ZM156 166H157V165H156ZM25 167H26V166H25ZM85 167H86V166H85ZM106 167H107V166H106ZM106 167H105V168H106ZM130 167H132V165H131ZM149 167H151V166H149ZM161 167H162V166H161ZM180 167H181V166H180ZM189 167H190V166H189ZM97 168H98V167H97ZM113 168H114V167H113ZM118 168H119V167H118ZM125 168H126V166H125ZM209 168H210V167H209ZM25 169H26V168H25ZM42 169H43V168H42ZM81 169H82V168H81ZM86 169H87V168H86ZM91 169H92V168H91ZM121 169H122V168H121ZM130 169H133V168H130ZM134 169H135V168H134ZM136 169H137V168H136ZM145 169H146V167H145ZM176 169H177V168H176ZM186 169H187V168H186ZM189 169H190V168H189ZM21 170H22V169H21ZM33 170H34V169H33ZM98 170H99V169H98ZM102 170H104V169H102ZM143 170H144V169H143ZM151 170H152V169H151ZM13 171H14V170H13ZM106 171H107V170H106ZM109 171L112 172L113 170H111V169L109 168ZM179 171H180V170H179ZM22 172H23V171H22ZM89 172H90V171H89ZM126 172H127V171H126ZM87 173H88V172H87ZM118 173H120V172H118ZM121 173H122V172H121ZM121 173H120V175H121ZM133 173H134V172H133ZM149 173H150V172H149ZM152 173H153V172H152ZM14 174H15V173H14ZM34 174H35V173H34ZM88 174H89V173H88ZM102 174H104V173H102ZM108 174H109V173H108ZM108 174H107L106 176H108ZM115 174H117V173H115ZM144 174H145V173H144ZM35 175H37V174H35ZM91 175H92V174H91ZM109 175H110V177H112L111 174H109ZM145 175H146V174H145ZM202 175H203V174H202ZM258 175H260V174H258ZM13 176H14V175H13ZM38 176H39V174H38ZM40 176H41V175H40ZM40 176H39V177H40ZM87 176H88V175H87ZM113 176H116V175L113 174ZM117 176H119V175H117ZM117 176H116L115 178H117ZM140 176H141V175H140ZM35 177H37V176H35ZM85 177H86V176H85ZM99 177H100V174H99ZM129 177H130V176H129ZM254 177H255V176H254ZM254 177H253V178H254ZM21 178H23V176H22ZM29 178H31V177H29ZM101 178H102V177H101ZM186 178H187V177H186ZM186 178H185V179H186ZM256 178H258V177H256ZM89 179H91V178H89ZM94 179H95V178H94ZM94 179H93V180H94ZM106 179H107V178H106ZM112 179H113V178H112ZM120 179L122 180V178H120ZM120 179H119V180H120ZM204 179H205V177H204ZM259 179H260V178H259ZM13 180H14V179H13ZM21 180H22V179H21ZM26 180H27V179H26ZM91 180H92V179H91ZM93 180H92V181H93ZM126 180H127V179H126ZM202 180H203V178H202ZM205 180H206V179H205ZM14 181H15V180H14ZM88 181H89V180H88ZM92 181H91V182H92ZM111 181H112V180H111ZM259 181H260V180H259ZM93 182H95V181H93ZM114 182H115V180H114ZM204 182H205V181H204ZM21 183H22V182H21ZM23 183H24V182H23ZM25 183H26V181H25ZM25 183H24V184H25ZM2 184H4V183H2ZM95 185H96V183H95ZM95 185H93V186H95ZM104 185H105V184H104ZM23 186H24V185H23ZM91 186H92V185H91ZM116 186H118V185L116 184ZM197 186H198V185H197ZM88 187H89V186H88ZM96 187H97V186H96ZM103 187H104V186H103ZM118 187H119V186H118ZM208 187H209V186H208ZM8 188H9V187H8ZM110 188H112V186H111ZM14 189H15V188H14ZM107 189H108V188H107ZM85 190H86V189H85ZM87 190H89V188H88ZM102 190H103V189H102ZM146 190H148V189H146ZM150 190H152V189L150 188ZM100 191H101V189H100ZM103 191H104V190H103ZM43 192L45 193V191H43ZM96 192H99V191H96ZM107 192H110V191H107ZM107 192H105V193H107ZM83 193H84V192H83ZM102 193H103V192H102ZM128 193H129V192H128ZM83 195H84V194H83ZM98 195H99V194H98ZM256 195H257V194H256ZM105 196H106V195H105ZM115 196H116V195H115ZM135 196H136V195H135ZM95 197H96V196H95ZM98 197H99V196H98ZM97 199H98V198H97ZM99 199H100V198H99ZM113 199H114V197H113ZM139 199H140V198H139ZM115 200H116V199H115ZM247 238H248V237H247ZM259 238H260V237H259ZM254 240H255V239H254ZM255 241H256V240H255Z\"/></svg>",
	"mask_w": 264,
	"mask_h": 264
}]
</instances>
